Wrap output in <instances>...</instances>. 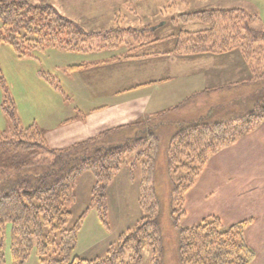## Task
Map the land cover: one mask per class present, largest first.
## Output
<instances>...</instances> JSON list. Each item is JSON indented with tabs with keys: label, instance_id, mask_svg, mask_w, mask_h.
I'll list each match as a JSON object with an SVG mask.
<instances>
[{
	"label": "trees",
	"instance_id": "16d2710c",
	"mask_svg": "<svg viewBox=\"0 0 264 264\" xmlns=\"http://www.w3.org/2000/svg\"><path fill=\"white\" fill-rule=\"evenodd\" d=\"M181 20L184 24L200 23L205 28L197 32L181 31L175 48L177 54L222 56L238 52L247 77L196 92L162 114L107 130L68 149L51 148L45 132L36 124L21 126L5 80L0 78L5 94L2 109L11 126L0 131V264H7L8 225L11 226V264H26L33 252L41 264H144L147 249L151 252L150 264H167L161 202L156 190L159 143L167 117L188 105L200 107L204 113L186 126L176 128L168 147L167 170L171 178L177 177L173 182L170 214L177 233V259L172 255L174 259L168 261L174 260V264L254 262L255 252L245 237L252 220L230 227H225L218 216L207 217L192 227H183L181 222L187 216V194L195 187L209 160L264 122V30L253 27L258 20L256 16L239 8L195 12L182 15ZM120 31L106 36V41L112 38L107 47L130 45L128 39L118 34ZM122 31L141 43L137 31ZM96 37L82 31L51 6L35 5L30 0H0V45L11 46L19 58L51 48L86 53L98 48L92 45ZM129 49L133 51L130 46ZM128 58L131 56L126 54L112 61ZM80 67L73 66L70 70ZM49 82L63 92L55 81L49 79ZM6 99H10V107H6ZM138 148L139 153L130 164V180H134V169L140 166L142 219L110 246L106 257L87 260L74 256L90 209L70 225L72 213L67 204L73 197L77 178L86 172L94 176L91 208H96L101 222L109 228L108 186L123 167L125 155Z\"/></svg>",
	"mask_w": 264,
	"mask_h": 264
},
{
	"label": "crops",
	"instance_id": "0c3cea01",
	"mask_svg": "<svg viewBox=\"0 0 264 264\" xmlns=\"http://www.w3.org/2000/svg\"><path fill=\"white\" fill-rule=\"evenodd\" d=\"M98 1L65 0L63 7L65 15L62 16L73 21L85 33L95 34L97 37L94 39L97 40L103 34L108 36V34L121 30V33L118 34H122L124 40L126 37H132L129 41L126 40L130 42V45L125 44L128 48L129 46L132 47L133 51L130 52V49H128L129 53L110 58L93 57L90 61L78 65L82 66L74 70L78 73L84 71L97 72L98 77L105 76L106 78L93 91L82 90L77 92L83 104L78 103L73 107L74 113L69 119L62 115L63 111L66 112L64 109L67 107L62 104V108H60L59 105L62 103L59 102L60 100L58 101L59 105L53 102L55 105L52 107L49 103L42 104V107L40 104V109L34 103L29 105L28 112L32 116L40 111L55 120H52L51 124H58L57 126H40L45 132L47 143L57 142L62 144L63 141H66L67 144L74 145L107 130L134 124L157 114H162L177 106L194 92L205 90L203 85H207L206 89L216 88L247 77L248 74L238 52L222 56L200 55L187 57L177 54L175 48L180 33L168 37L166 40L156 37L158 30L165 29L167 23L150 29H133L129 25L124 26V28L119 26L129 22V18L122 17L123 12L137 16V18H146V16H142V14L147 15L145 14L146 9L141 6L146 0H122L121 3L124 4L121 5L120 9L112 6L114 0H103L99 4ZM132 4H138L139 10ZM114 9L115 13L113 15L120 14V16L117 15L120 21L118 20L119 24L117 22L118 25L116 26L110 23L109 28L112 30L106 32L86 31L105 26L107 20L110 19H108L110 11L113 12ZM161 10L162 6L160 5L158 11ZM195 12L183 13L179 15L177 21L182 22V15ZM71 16H75L76 20ZM99 16L105 19L97 22ZM122 19H124V23H122ZM176 19L174 18L172 22L176 23ZM128 26L129 28H127ZM127 29L137 31L141 43L133 41V36H127V33L122 31ZM141 34H144L143 37ZM102 41L97 49L89 53L86 52L87 55L96 56L94 53L107 50L109 48L107 47L108 41L106 39ZM165 42L170 43L164 47L161 46ZM125 44L120 45V47ZM126 54H129L131 58L112 61L114 58H122ZM194 64L197 65L194 66ZM65 127L67 129L62 132ZM263 128L264 122L252 133L241 138L234 145L220 150L213 156L195 187L187 194L185 203L186 219L191 214L196 215L199 207L204 208V210L200 211L199 215L197 214V218L203 220V218L210 216H218L225 227L252 220L245 232L247 243L256 256L252 264H264V219L260 220L258 213H256L257 209L262 208L261 214L264 218V203L259 199L251 198L250 188L245 187L247 175L241 173V165L243 161H249L252 168V163L254 166L257 158L251 154L257 151H250L249 153L244 151L242 158H238L235 154L241 152L245 148L246 141L258 131H262ZM199 186L203 190L201 198L192 194V191H196ZM247 196H249V199L246 198ZM249 211L250 215H248Z\"/></svg>",
	"mask_w": 264,
	"mask_h": 264
},
{
	"label": "rangeland",
	"instance_id": "374dc122",
	"mask_svg": "<svg viewBox=\"0 0 264 264\" xmlns=\"http://www.w3.org/2000/svg\"><path fill=\"white\" fill-rule=\"evenodd\" d=\"M30 1L35 5L51 6L61 15H65V10L63 8L65 0ZM101 1L103 0H99L97 3L99 4ZM121 2L122 0H114L112 6L115 8L119 7L120 9L121 5L124 4ZM160 5L162 6V10L158 11ZM132 6L139 10L138 4H132ZM141 6L146 9L145 14L147 15L142 14V16H146V18H137V16L123 12L121 14L123 15L122 17L129 18V22L125 24L124 19H122V23L124 24H120L119 26L124 28V26L129 25L133 29H150L151 27H160V25L167 23L165 29H159L156 33V37H161L166 40L168 37H173V35L176 34L178 35L181 31L197 32L205 28V26L200 23L184 24L177 21L179 15L183 13L239 8L250 15L256 16L258 20L253 23V27L258 30H264V0H146ZM157 11L160 13L158 14ZM113 13H115V9L113 12L110 11L108 15V19H110L107 20L105 26L88 29L86 31L106 32L112 30L109 28L110 23L116 26L119 24L118 20L120 21L117 17L118 13L114 15ZM118 16H120V14ZM71 17L76 20L75 16ZM174 18H177V22L175 21L176 23L172 22ZM104 19L99 16L97 22H101ZM129 26L127 28H129ZM99 37L101 38L92 41V45L98 46L99 43L103 42L102 40H105L106 34ZM131 38L126 37L125 39L129 40ZM107 43H112V38L109 39ZM169 43L170 42L162 43L161 46L164 47ZM128 49L126 44L119 48L109 47L107 50L100 53H94L96 54V56H94L87 55L90 51L88 53H78L51 48L47 49L45 52L36 51L32 56L19 58L11 46L0 45V78L2 77L5 80L10 98L15 103V114L19 118L21 126L27 127L33 123L37 124L39 127L41 125H54L53 123L51 124L53 120L52 117H47L40 111L32 116L31 113L28 112L31 103H34L40 109L43 106L42 104L49 103L52 107L60 100L59 102H62L60 105L58 103L60 108H62V104L67 107L64 109L67 113L63 111L62 115H65L64 117L69 119L73 116V107L78 103L83 104L77 92L82 90L87 92L88 90L93 91L95 88H98L106 78L105 76L98 77L96 75L97 72L84 71L78 73L76 71H71L70 68L90 61L93 57L110 58L112 56L129 53ZM160 51L162 50L160 49ZM196 65L197 64H194V66ZM49 79L55 81L56 83H54L58 84L63 92H59V90L55 89L49 82ZM241 79L243 78L239 80ZM206 86L207 85H203V89H206ZM6 100L8 102L6 103V107H10V99ZM4 101L5 94L0 85V131H7L11 127L9 119L2 109ZM53 102H55V104H53ZM203 113L200 107H195L194 105L183 107L167 117V126L161 130L159 157L156 168V190L161 202L160 220L167 249V264L168 262L169 264H174V260L172 261L169 259L168 261V258L174 259L172 255H175L177 259V233L172 227L170 216L172 210L171 193L173 182L177 180V177L174 176L171 178L167 170L168 147L176 128L186 126L190 121L200 118L199 115ZM32 121L34 122L32 123ZM66 129L67 127L62 129V132ZM48 145L53 149H68L72 146L69 143L67 144L66 141H63L62 144L48 142ZM245 148L235 155L238 156V158H242L244 151L248 153L250 151H257L251 154L257 158L255 163L256 166H253L252 163L251 168L249 161L242 162L241 173L247 175L245 187H247V189L250 188L249 191L252 192V199H259L264 203V128L246 141ZM139 150V148L134 149L125 155L123 167L108 186L107 203L109 228H106L101 222L96 208H91L92 191L95 185L94 176L90 172H86L77 178L74 184L73 197L67 204L68 209L72 213L70 225H73L88 208L90 209L79 233L74 256L87 260L106 257L110 246L117 243L119 237L123 233H127L134 229L142 219L143 212L139 205V195L143 171L140 166L134 169V180L132 182L130 180V164L135 161ZM192 194L201 198V194H203L201 186H199L196 191H192ZM246 198L249 199V196ZM203 210L204 208L201 209L198 207L197 214L199 215L200 211ZM261 210L262 208L257 209L256 212L260 220L264 219ZM197 214H191L187 219L186 217L183 218L181 226L192 227L199 223L202 219L197 218ZM248 215H250V211ZM10 249L11 226L8 225L5 235L7 264L12 263ZM150 262L151 252L147 249L144 254V264H150ZM26 264H41L36 252L31 254Z\"/></svg>",
	"mask_w": 264,
	"mask_h": 264
}]
</instances>
